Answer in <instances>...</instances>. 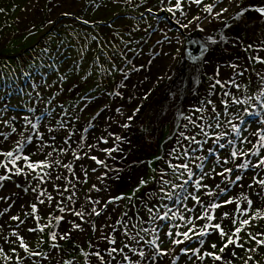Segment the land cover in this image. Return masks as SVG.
I'll return each instance as SVG.
<instances>
[{"label":"snow or ice","instance_id":"obj_1","mask_svg":"<svg viewBox=\"0 0 264 264\" xmlns=\"http://www.w3.org/2000/svg\"><path fill=\"white\" fill-rule=\"evenodd\" d=\"M115 2L120 3L121 0H115ZM123 2L130 4L132 0H123ZM147 2L148 0H141L142 5H147ZM223 2L224 0H214L213 3L205 4L204 0H160L156 7L159 11L176 18L178 30H195L204 33L205 27L202 26L201 15H193L189 18L185 7L190 9L195 5L202 13L207 14L203 16V20H207L210 24L220 21L222 26L231 27L224 18V14L229 11L228 7H222L214 12L217 4ZM234 3L235 7L240 8L236 0H228L229 5ZM0 11L3 10L0 9ZM145 11L149 14H156L152 6H146ZM249 11L264 17V5H261L241 8L232 19H240ZM177 13L184 17L183 21L179 19ZM62 14L69 15L68 12ZM141 15L143 16V13ZM49 23L54 24L55 21L49 20ZM223 39L221 37V40ZM173 41L175 45H182L179 37H169L165 32L163 39H157L154 42V50L149 54L147 62L140 67L133 65L132 71L140 72L145 68L151 70L153 61H157V58L171 62L182 60L180 47H175L176 55L164 48L165 43L172 45ZM209 41L210 44L221 42L212 39L211 36H209ZM250 50L254 55L248 56L247 60L264 66V56L260 55L264 53V39L256 44H247L244 51L247 53ZM204 51L206 52L207 49ZM29 67L34 68L44 86L54 89V92L45 100L38 91L40 85L36 83L31 85L35 93V102L37 104L43 102L52 107L45 112L47 123H42L41 117L35 115L38 109L29 105L28 112L32 115L23 116L19 131L15 123L16 116L3 118L11 107L9 99L11 93L7 85L3 86L4 95L0 96V127L8 129V131L0 130V189L5 188V182L13 184L15 189L9 193L0 192V202L3 205L0 207V218L7 216L16 206L17 200H21L17 214L8 216L7 220L0 219V258L5 264H35L34 258L50 261L63 249V242H72L71 246L85 256V264H164L165 258L169 257L170 253L175 254L171 264H176L181 254L185 257V264H195L196 261L202 264L206 259L219 262V264H233L235 259H243L237 255L236 249H245L246 244L249 245L247 252L264 248V227L260 224L264 221V120L259 122L257 130L248 128L243 119L239 120L238 126L234 118L228 116L229 109L238 116L237 106H243L248 102V99H238L231 91L225 90L228 83H231L233 88L240 89L241 85L234 75L229 73L222 80L220 70L216 69L213 76L209 78L213 81L209 91L214 95L218 91L223 92L219 97V110L211 99L200 101L201 105L210 106L208 110L213 115L206 120L204 116L198 115L205 111V108L196 107L191 110L190 115L184 116L187 123L177 126L184 130L175 134L176 146H173L167 153L171 159H165L163 156L157 157V160L171 171H164L163 168L152 169L157 175L149 179L141 178L133 187L132 194L125 195L119 192L108 193L106 187L103 186V179L107 176V172L104 176L96 177L101 181V186H97L94 182L86 191L82 187L88 184L89 178V168L81 162L85 158L93 161L94 165L108 168L103 158L92 154L97 150L98 144L88 142L87 137L83 135L89 131L90 127H94L92 121L100 116L107 105L88 119L86 125L81 124L83 120L81 113L89 108L88 101L92 98L82 94V103L74 108L71 105L65 107L63 103H54L67 83L68 73H61L60 68L55 64L44 62ZM226 67L233 70L239 69L237 75L240 77H244L247 70L238 63L226 65ZM253 70L255 71L254 68ZM120 71L123 73L122 80H126L128 73L123 69ZM45 73L49 75L55 73V79L49 83ZM256 75L264 81V75L261 72H256ZM24 76L33 78L30 72H25ZM82 79L86 81L88 77L84 76ZM165 79L174 80L172 63L160 65L155 83L159 84ZM120 87H124L123 83ZM23 91L24 89L18 86L12 89V92ZM33 92L26 94L33 97ZM170 92L171 101L174 103L179 97V90L170 89ZM107 94L116 97L122 95L120 91ZM149 95H151L150 91L146 92L141 99L147 100ZM141 107L142 105L137 102L120 127L130 128V122L135 120ZM115 112L123 115L120 108H116ZM248 115H253V113L249 112ZM221 116L225 117L230 131H217L224 123L220 120ZM77 124H80L82 131L76 128ZM105 132L106 136L102 134L97 137L98 143L109 145L107 137L115 141L126 139L115 133L107 132V130ZM81 141L85 143L81 144ZM245 145L250 147H244ZM118 150H121L119 145L99 148L100 152L106 153L109 157ZM197 152L201 154L196 155ZM97 171L95 166L91 167L92 173ZM17 177L23 178V182L14 179ZM33 181L35 184L32 183ZM150 183H155L158 186L157 192L163 193L160 196L159 209L156 203H152L153 192L147 191ZM69 185L71 188L68 187ZM141 187L146 189L144 196L147 199L143 197L139 199L140 211L132 209L125 211L123 202H131ZM177 190L180 195H175ZM80 191H84L83 203L77 205V200L80 199L77 193ZM102 191L104 192L103 197L91 195L93 192L101 193ZM22 196L27 199L23 200ZM165 200H171L173 205L182 204L184 214H180L179 208L173 210L168 204L163 203ZM188 201H191V206ZM117 202H121L120 207H117ZM85 203L88 206L87 212L84 208ZM217 210H220L219 216L216 214ZM130 211L134 217L143 212L146 219L137 221L141 225L146 224L148 219L154 223L157 220L163 223L151 229L141 226L138 230L133 224L132 229L136 230L135 235H130L128 223H125ZM20 213L23 215L21 216ZM94 218H102L99 221V227ZM177 219L184 223H171ZM45 220L47 222H44ZM9 221L14 223H9ZM62 221L65 222V226L60 228ZM6 227L11 229L10 234H5ZM55 228H59V231L52 230ZM253 228L258 230L253 233L251 230ZM141 231L152 238L144 240L139 235ZM22 232L24 234H21ZM89 232L99 233L100 240L104 243L76 239L79 234L87 235ZM242 233L247 237L246 240L243 239ZM25 234L36 235L35 247L26 241ZM210 236L218 237L220 246L218 247L217 243H210L208 247L211 250L202 251L205 238ZM194 237L199 247H193L191 242ZM142 241L144 247H140ZM165 243L168 246L162 247ZM45 244L50 249L47 253L42 250ZM81 244H85L91 250L85 251ZM252 244H255L256 248L251 247ZM89 257L92 259L89 260ZM252 259L253 257L248 256L244 264H249ZM56 264H72V261H57Z\"/></svg>","mask_w":264,"mask_h":264},{"label":"rangeland","instance_id":"obj_2","mask_svg":"<svg viewBox=\"0 0 264 264\" xmlns=\"http://www.w3.org/2000/svg\"><path fill=\"white\" fill-rule=\"evenodd\" d=\"M64 1L0 0V9L3 10L0 11V96L4 95L3 86L7 85L11 93L9 97L11 107L3 115V118L7 119L9 116H16L15 123L18 131L23 123V116L32 115L28 112L29 105L36 107L38 110L35 115L41 117L42 123H47L45 112L52 106L43 102L37 104L34 100L35 93L31 85L33 83L40 85L38 91H40L45 100L53 94L54 89L44 86L43 81L38 78L39 74L35 73L34 68L29 67L30 65L44 62L46 64H55L60 68L61 73H68L67 83L54 103H63L65 107L71 105L74 108L82 103V94H86L92 98L88 101L89 108L86 112L81 113L83 116L81 124L86 125L88 119L99 109L107 105V108L101 112L100 116L92 121L94 127H90L89 131L83 133V135L87 137L88 142L98 144L97 150L92 154H97L99 158H103L108 168L94 165V162L87 158L81 161L89 168L88 184L82 186L85 191L94 182L97 186H101V181L97 180L96 177L104 176L105 172H107V176H104L103 186L106 187L108 193L115 194L119 192L125 195L132 194L133 187L138 184L141 178L149 179L157 175L153 173L152 169L163 168L164 171L170 172L171 170L167 169L161 161L157 160V157L163 156L165 159H171V157L167 156V153L173 146H176L175 134L184 130L182 127H177L178 125L182 126L187 123L184 116L190 115L191 110L196 107H204L205 111L198 115L204 116L207 120L209 116L213 115L208 110L210 106L200 104V101H206L207 99L213 100L216 103L217 110H219V97L223 92L218 91L214 95L209 91L210 84L213 82L209 78L213 76L214 70L210 71L206 66L202 67L198 84L189 96L191 100H188L187 104L185 103L183 109L178 104L180 102L178 99L173 103L170 98L169 104L160 105L159 100L165 93V89L168 86H173L172 83H168L167 79L154 85L151 95H149L147 100L141 99V91L139 92V96L135 98L139 89L144 83H147L150 76L154 73L157 74L161 64L171 63V61H167L166 59L160 60L157 58V61H153L151 70L145 68L140 72L132 71L133 65L140 67V65L147 62L149 54L154 50V42L157 39H163L165 32H167L169 37H182V45H175L173 41L172 45L165 43L164 46L165 50L172 52L173 55H176L175 47H180V55L183 59L172 62L174 77L177 70L189 60L184 53L187 40L186 35L197 36L208 45V49L212 50L213 58L220 66V78L223 80L227 74L231 73L241 85L240 89L237 90L233 88L231 83H228L225 90L231 91L238 99H248L247 104L237 106L238 116L231 109H229L228 116L233 117L234 122L238 126L239 120L243 119L248 128L259 129V122L264 120V81H261L257 77L256 72L259 71L264 75V66L247 60V57L254 55V53L251 50L246 53L244 48L249 43L256 44L259 40L264 39V17L254 18V14L256 13L253 11L245 13L237 20H233L232 17L241 8L264 5V0H236L240 8L235 7V3L229 5L228 0H224L222 4H217L214 12L219 11L222 7H228L229 11L224 14V18L227 19V23L231 27L222 26L220 23L204 33L195 30H188L186 32L185 29L178 30L179 26L175 22L176 18L163 11H159L156 7L159 5L160 0H148L147 5H142L141 0H132L130 4L124 3L123 0L120 3H116L115 0H68L67 5H63ZM213 2L214 0H204L205 4ZM137 5L140 6L137 7ZM146 6H152L153 12L156 14L147 13L145 11ZM185 11L188 13L189 18L193 15H201L202 26H204V13L199 8L193 5L190 9L185 7ZM64 12H68L69 15H63L62 13ZM141 13H143V16ZM177 16L182 21L184 20V17L179 13H177ZM49 20L55 21V23L50 24ZM209 36L221 42L219 44H208L206 39ZM221 37L224 39L221 40ZM198 48H200L199 45ZM260 55L264 56V53H260ZM233 63H238L247 69L244 77L237 75L239 69L233 70L226 67V65ZM249 65H253V67H249ZM190 67H192V63H190ZM120 69L128 73L126 80H122L123 73ZM25 72L32 73L33 78H26L24 76ZM192 72L186 73V76ZM156 74L154 77H156ZM45 76L49 83L55 79V73L51 75L45 73ZM84 76L88 77L86 81L82 79ZM121 83L124 85L123 88L120 87ZM245 85H247V89H245ZM17 86L24 89V91L12 92V89ZM143 88L146 89L147 87ZM117 91L122 93L121 97H116L115 95L108 96L107 94ZM28 92H33V97H29L26 94ZM134 94L135 96H133ZM137 102L142 105L141 111L137 114L135 120L130 122L131 128L125 129L124 138L126 139L123 142L125 146L121 144V141H115L113 138L107 137L109 145L112 147L119 145L121 150L113 153L111 157L106 153L100 152L99 148L108 147L109 145L98 143L97 137L102 134L106 136L105 130L120 135L122 133L120 124L130 115L132 108L137 105ZM116 103L121 104V106H118ZM116 108H120L123 115L115 112ZM249 112L253 113V115H248ZM257 113L259 115H256ZM213 119H215L214 116ZM220 120L224 123H222L221 129L217 131H230V126L226 124L225 117L221 116ZM76 128L80 129V124H77ZM0 130L8 131L7 128L3 127H0ZM80 130L82 131V129ZM90 133L91 135L88 136ZM199 138L203 139V137ZM244 147L250 146L245 145ZM200 154L199 152L196 153V155ZM127 155L132 156L137 161L135 171H130V168L127 166L118 170V164L126 161ZM117 160L118 164L115 166L114 162ZM92 166L98 169L96 173L91 172ZM125 168L127 170H124ZM132 176L134 177L130 180ZM16 180L23 182V178L21 177H17ZM6 183L14 188V185L10 182ZM32 183L35 184L34 181ZM68 187L71 188V185ZM78 187L81 186L78 185ZM157 187L155 183H150L147 191L153 192L152 203H156L159 209L161 206L160 196L163 193H158ZM1 191L8 193L6 188L0 189ZM145 191L146 189L141 187L131 202L124 201V210L129 211L132 209L140 211L141 205L139 199L141 197L147 199L144 196ZM99 194L102 196L104 192L91 193L93 196ZM77 195L80 197L77 205H80L83 203L84 191L78 192ZM175 195H180L178 190ZM20 203L21 200H17L16 206L12 208L11 212L0 219L7 220L8 216L17 214ZM163 203L168 204L173 210L179 208L180 214H184L182 204L173 205L171 200H165ZM188 204L191 206V201H188ZM120 205L121 202H117V207H120ZM2 206V202H0V207ZM84 208H88L86 203L84 204ZM20 214L21 216L23 215L22 213ZM216 214L219 216L220 210H217ZM144 219L146 217L143 212L135 217L132 216L131 211L129 212V218H126L125 223H128L130 235H135L136 230L132 229L133 224L136 225V229L138 230L141 226L151 229L155 228L157 224L163 223L158 220L154 223L151 219H148L147 223L143 225L137 223L138 220L142 221ZM44 222L47 221L45 220ZM9 223L14 222L9 221ZM171 223L183 224L184 222L177 219L171 221ZM260 224L264 227V221H261ZM64 226L65 222H61L59 227L63 228ZM52 230L59 231V228ZM181 230L183 229L181 228ZM251 230L255 233L258 229L253 228ZM10 231L11 229L6 227L5 234H10ZM21 234L24 233L22 232ZM139 235L144 240L152 238L142 231ZM241 235L243 239H247L246 236H243V233ZM161 237L163 239L162 233ZM25 238L27 242L35 247L37 242L35 234H25ZM44 238L46 239L47 237L45 236ZM76 239L82 241L91 240L93 243L98 241L101 244L104 243L100 240L97 233L92 232L87 233V235L79 234ZM191 243L193 247H199L195 237ZM210 243H217L218 247L220 246L219 238L210 236L205 238V245L202 251L211 250L208 247ZM63 244V249L55 254L52 260L42 261L40 258H34L35 264H56L57 261L63 260L72 261V264H85V256L78 249L71 246L72 242H63ZM167 246V243L162 244V247ZM250 246L256 248L255 244ZM81 247L85 251L91 250L85 244H81ZM140 247H144L143 241ZM248 247L249 245L246 244L245 249H236L237 255L243 259H235L233 264H244V260L248 256L253 257L249 261V264H264V248H259L254 252H247L246 249ZM42 250L47 253L50 249L45 244ZM145 251H147L146 247ZM174 256L175 254L170 253L169 257L165 258L164 264H171ZM88 259L91 260L92 258L89 257ZM0 264H5L2 258H0ZM176 264H185V257L182 254L180 259L176 261ZM195 264H201V262L196 261ZM202 264H219V262L206 259Z\"/></svg>","mask_w":264,"mask_h":264},{"label":"bare ground","instance_id":"obj_3","mask_svg":"<svg viewBox=\"0 0 264 264\" xmlns=\"http://www.w3.org/2000/svg\"><path fill=\"white\" fill-rule=\"evenodd\" d=\"M65 3L63 5H67L68 3V0H65L64 1ZM220 5V4H219ZM207 15L206 13L203 14V16ZM254 18H261V16H259L258 13L254 14ZM220 24V21H215L213 23H209L207 20H205L204 22V26L205 27V32H208L212 27H214L215 25H218ZM188 31V30H185V32ZM179 39L182 41V37H179ZM207 40V43L210 44V41H209V38L206 39ZM195 64H192V67L189 68V65H190V61H187V63H184V65H182L176 72L175 74V77H174V80L173 81H168V83H172L173 86L170 87L168 86L165 90V93L163 94V96L160 98L159 102H160V105H166V104H169V100L171 98V92H170V89L172 90H179L180 92V96L178 97V101H180L178 104H180V107L183 109L185 106V103L188 101V100H191L189 99V96H190V92L195 88V85L197 84V69L199 68L200 66V69H202L203 66H206L208 69H210V71H215L216 69H219L220 70V66L218 64L217 61L214 60L213 58V52L212 50L210 49H207L206 52L203 53V55L199 58H197L196 60L193 61ZM172 63V62H171ZM193 71L192 73H190L189 75L186 76V73H189ZM221 71V70H220ZM156 73H154L153 75L150 76L149 80L147 81V83L143 84L141 88L143 87H147L146 89H139V91L137 92V95L135 96V94L133 96L138 97L139 96V92L141 91V95L140 97H142L146 92H152L151 90L153 89L154 85L156 84L155 83V79L156 77L155 76ZM126 82V81H125ZM124 82V84H125ZM178 87H177V86ZM180 88V89H179ZM144 92V93H143ZM118 106H121V104L119 103H116ZM187 104V103H186ZM121 130H122V133L120 134V136L122 138H124V132H125V129H122V127H120ZM131 128V127H130ZM91 133L88 135L90 136ZM125 139H122L121 141V144L124 145V142ZM81 144H84L85 142L84 141H81L80 142ZM125 146V145H124ZM74 147H76V145H74ZM127 160L126 161H122L118 164V160L114 162V165L116 166L118 164V170H121L124 168V166H127L128 168H130V171L131 170H134L135 169V164H137V161H135L133 159L132 156L130 155H127ZM124 170H127V168H125ZM123 170V171H124ZM135 171V170H134ZM138 175V174H137ZM135 176V175H134ZM132 176L130 178V180L134 177ZM71 178V177H69ZM16 179V178H14ZM5 188H6V191L9 193L13 190H15L13 187H11L8 183L5 184ZM51 190V189H50ZM4 191V190H3ZM1 191V192H3ZM98 196L100 197H103L104 194L101 196V194H99ZM27 197H24L22 196V199H26ZM78 202V200H77ZM87 212L88 211V208L85 209ZM95 219V218H94ZM98 220V227L100 226L99 225V221L102 219V218H96ZM64 222V221H62ZM105 231H107V229H105ZM99 235V233H97ZM81 237V236H79ZM100 237V235H99Z\"/></svg>","mask_w":264,"mask_h":264},{"label":"water","instance_id":"obj_4","mask_svg":"<svg viewBox=\"0 0 264 264\" xmlns=\"http://www.w3.org/2000/svg\"><path fill=\"white\" fill-rule=\"evenodd\" d=\"M191 52H193V49L191 50ZM191 52H189V53H191ZM195 53H197V52L195 51L194 54H195ZM191 54H192V53H191Z\"/></svg>","mask_w":264,"mask_h":264}]
</instances>
